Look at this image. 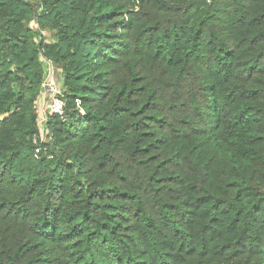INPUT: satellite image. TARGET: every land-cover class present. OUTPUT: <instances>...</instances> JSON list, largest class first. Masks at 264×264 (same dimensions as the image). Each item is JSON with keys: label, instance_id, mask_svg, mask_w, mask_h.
<instances>
[{"label": "trees", "instance_id": "16d2710c", "mask_svg": "<svg viewBox=\"0 0 264 264\" xmlns=\"http://www.w3.org/2000/svg\"><path fill=\"white\" fill-rule=\"evenodd\" d=\"M0 264H264V0H0Z\"/></svg>", "mask_w": 264, "mask_h": 264}, {"label": "built area", "instance_id": "2783aa9c", "mask_svg": "<svg viewBox=\"0 0 264 264\" xmlns=\"http://www.w3.org/2000/svg\"><path fill=\"white\" fill-rule=\"evenodd\" d=\"M44 63V75L41 82V90L37 96L35 112L37 130L31 136L33 145V156L35 159L41 157L52 158L48 151V145L52 141V134L47 124L52 115H57L61 119L65 118V100L59 86V71L57 66L50 60L42 58Z\"/></svg>", "mask_w": 264, "mask_h": 264}, {"label": "rangeland", "instance_id": "374dc122", "mask_svg": "<svg viewBox=\"0 0 264 264\" xmlns=\"http://www.w3.org/2000/svg\"><path fill=\"white\" fill-rule=\"evenodd\" d=\"M26 1H29L31 3H39L40 0H26ZM36 21H37V18H33L30 23H29V26L31 28H33L34 30H37L38 29V25L36 24ZM42 31L41 34H42V37L45 38L46 41H51L52 38H51V35H50V31L49 30H46V29H41ZM57 70L59 71V68H57ZM59 81H60V77L57 76ZM59 86L62 88V81L59 82ZM62 90V89H61ZM36 104H37V97L35 98V101L33 103V109H35L36 107Z\"/></svg>", "mask_w": 264, "mask_h": 264}]
</instances>
